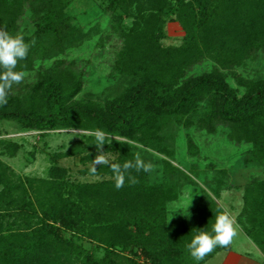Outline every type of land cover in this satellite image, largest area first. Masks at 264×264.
Wrapping results in <instances>:
<instances>
[{
  "label": "trees",
  "instance_id": "obj_1",
  "mask_svg": "<svg viewBox=\"0 0 264 264\" xmlns=\"http://www.w3.org/2000/svg\"><path fill=\"white\" fill-rule=\"evenodd\" d=\"M75 1L0 0V27L30 45L16 70L33 77L21 90L13 86L0 121L41 135L90 133L54 154L45 178L6 165L1 156L15 157L21 146L0 140V264H206L231 250L217 247L196 261L186 248L199 231L214 234L223 210L213 197L221 198L228 183L226 171L202 175L195 135L221 133L247 151L246 164L264 167V78L244 74L264 53V0H102L85 26ZM169 21L183 30L179 46L164 44ZM84 43L108 47L111 81L126 85L120 95L101 103L81 98L83 76L62 58ZM208 59V70L187 76ZM96 129L119 141L104 146L117 154L113 163L133 160L137 145L158 152L159 180L151 181L154 171L133 172L139 183L117 190L110 168L101 166L95 175L82 171L101 181L73 182L59 162L90 165ZM181 136L182 160L174 151ZM245 188L239 224L264 254V180Z\"/></svg>",
  "mask_w": 264,
  "mask_h": 264
},
{
  "label": "rangeland",
  "instance_id": "obj_2",
  "mask_svg": "<svg viewBox=\"0 0 264 264\" xmlns=\"http://www.w3.org/2000/svg\"><path fill=\"white\" fill-rule=\"evenodd\" d=\"M102 0H76L75 3L71 4L73 12L77 15H84L83 22L84 26L88 21L85 16H93L95 13H100L97 8H100ZM93 12V13H92ZM23 21H20V26ZM29 21L26 23L28 25ZM28 26L25 25V28ZM167 33L168 39L164 41V44L181 45L183 41V30L179 24L175 21H169L167 23ZM35 45L34 43H32ZM76 52L72 54H66L62 59L65 62V67H71L74 72L81 74L83 80L85 81V91L84 95L81 96L82 99L93 96V100L98 103H101L103 97H113L120 95L124 87H120L118 84L113 85L111 81V76L109 69L106 68L109 62L111 63V58L108 60L103 59V54L109 55L108 47L101 48L96 50L90 48L87 43L81 45ZM105 64V65H104ZM210 65L213 63L203 60L200 64L196 65L195 68L190 70L187 74L189 77H194L202 73L203 71L208 70ZM249 69H246L244 72L245 77L249 78H264V53L255 57L254 60L249 62ZM28 74V73H27ZM33 77L29 75L19 84L15 85V90H21L25 83L31 82ZM113 80V79H112ZM92 99V98H91ZM187 132V131H186ZM86 133L74 130H58L55 132H48L44 135H41L39 132H21L19 127L12 122H2L0 121V140L1 141H10L17 143L21 146L20 151L15 157L10 156H1V159L6 165L12 168L17 174L22 176H30L37 178H45L47 171L52 166L50 163L51 157L57 153H67L70 148L82 141L81 135ZM86 135H90L87 133ZM173 133H169L167 139H171ZM196 142L201 149L198 160L200 159L201 167L204 169L202 172L203 176L217 175L218 171H226L228 173V183L225 187L226 191L222 193L221 198L213 197L216 202L219 204L223 211H227L232 217L235 218L237 224L239 225L240 232L244 235V229L239 224V218L244 208V195L245 187L252 180H264V167L257 165H248L246 150L241 146L236 147L231 144L225 135L221 133H216L213 135L200 134L195 135ZM178 139V145L174 143L176 148L174 151L177 152V157L183 159L186 157L183 152L182 143L184 137L181 136V140ZM175 138V141L177 140ZM173 140V139H171ZM180 140V142H179ZM141 150H138V153L145 161L152 162L156 167L151 175V181L156 182L159 180L158 165L156 164L159 161L158 152L153 149L145 150L144 147L137 145ZM145 150V151H144ZM245 151V152H244ZM148 152V154H146ZM110 161L117 159V154L110 152L106 154ZM164 158V157H162ZM193 160L192 158L188 159V163ZM60 165L66 167L70 170V177L73 182L76 183H93L101 181V177L98 176H85L82 174V171L87 172L91 164H82L77 158H63L60 160ZM174 166L178 167L180 170H186L187 165L182 164L181 161L174 162ZM158 173V174H157ZM198 183L205 187L203 179H197ZM1 190V188H0ZM181 206V205H180ZM177 208L176 210L180 209ZM237 230V231H238ZM238 232L237 236L234 238L231 249L236 248L239 250H244L250 254H257V250L246 243L244 236ZM247 236V235H246ZM252 241V240H251ZM87 248H92V244L86 243Z\"/></svg>",
  "mask_w": 264,
  "mask_h": 264
},
{
  "label": "clouds",
  "instance_id": "obj_3",
  "mask_svg": "<svg viewBox=\"0 0 264 264\" xmlns=\"http://www.w3.org/2000/svg\"><path fill=\"white\" fill-rule=\"evenodd\" d=\"M29 50L30 45L25 42L23 36H13L6 28L0 27V107L8 103L13 86L19 85L25 79L26 73L16 69L20 61L27 59ZM91 134L95 137L93 145L96 148V155L91 161L89 172L95 175L101 166L109 167L113 173L117 190L122 189L126 182L130 186L139 183L133 172L151 173L155 170L156 166L150 161L146 162L138 152L135 153L133 160L125 161L123 164L111 162L106 155L104 146L106 144L110 146L115 137L110 136L102 129H96ZM238 227L235 218L227 211H222L216 216L212 226L214 234L201 230L186 245V248L196 261H202L217 247L226 248L232 244L238 234Z\"/></svg>",
  "mask_w": 264,
  "mask_h": 264
},
{
  "label": "crops",
  "instance_id": "obj_4",
  "mask_svg": "<svg viewBox=\"0 0 264 264\" xmlns=\"http://www.w3.org/2000/svg\"><path fill=\"white\" fill-rule=\"evenodd\" d=\"M238 232H240V230H238ZM242 235L244 236L246 243L257 250V254H250L244 250L236 249L233 246L231 250L217 254L206 264H264V254L246 235Z\"/></svg>",
  "mask_w": 264,
  "mask_h": 264
}]
</instances>
